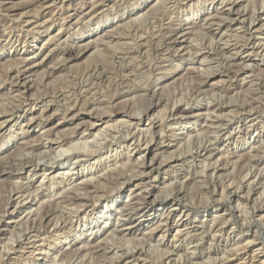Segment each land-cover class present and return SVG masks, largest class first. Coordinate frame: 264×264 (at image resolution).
Returning a JSON list of instances; mask_svg holds the SVG:
<instances>
[{"label": "rangeland", "instance_id": "rangeland-1", "mask_svg": "<svg viewBox=\"0 0 264 264\" xmlns=\"http://www.w3.org/2000/svg\"><path fill=\"white\" fill-rule=\"evenodd\" d=\"M227 2L0 0V120L36 118L0 135V264H264V0ZM182 108L201 112L184 136ZM239 122L251 134L236 130L204 160V130L206 143ZM58 139L76 144L70 159L55 158ZM149 147L156 158L142 160ZM99 160L87 177L58 176ZM122 187L129 195L104 214ZM216 210L227 224L210 229Z\"/></svg>", "mask_w": 264, "mask_h": 264}, {"label": "bare ground", "instance_id": "bare-ground-1", "mask_svg": "<svg viewBox=\"0 0 264 264\" xmlns=\"http://www.w3.org/2000/svg\"><path fill=\"white\" fill-rule=\"evenodd\" d=\"M218 2H220L221 3V5H223V4H225V1L227 2V1H229V0H217ZM232 1V0H231ZM167 2V1H166ZM179 2V1H178ZM233 2H234V0H233ZM228 3V2H227ZM164 6V5H163ZM161 7V6H160ZM179 7V6H178ZM228 8H229V6H228ZM224 9V15L226 14V15H229L230 13H231V9L229 10V9ZM140 9V8H139ZM232 9H233V7H232ZM241 9V8H240ZM165 10V9H164ZM220 11H222V9L220 10ZM255 12V11H254ZM158 13V12H157ZM232 13H233V11H232ZM216 14V13H215ZM218 15H219V13H217ZM224 15H223V17L221 16V18H224ZM210 16V15H209ZM208 17V16H207ZM211 17H212V15L210 16V19H211ZM213 17H214V15H213ZM218 17V16H217ZM39 18V17H38ZM216 18V17H215ZM214 18V19H215ZM226 18V17H225ZM189 19H190V17H189ZM209 19V18H208ZM219 19H220V17H219ZM227 19V18H226ZM206 20V19H205ZM228 21L230 20V18H228L227 19ZM217 21H219L218 19H217ZM225 21V20H224ZM205 22H207V20L205 21ZM216 22V21H215ZM210 23H212V22H210ZM217 23V22H216ZM215 23V24H216ZM221 23H222V20H221ZM220 23V24H221ZM224 23V22H223ZM256 23V22H255ZM214 24V25H215ZM219 24V22L217 23V25ZM220 24H219V26H220ZM213 25V24H212ZM262 25V24H261ZM203 26V25H202ZM207 26H208V28H209V26L211 27V25H206V28H207ZM257 26L258 25H255L254 23H252L251 22V24H250V26L248 27L249 28V31H253V32H255V31H257V30H260V29H257ZM205 27V26H204ZM217 28H218V26H216ZM215 27V28H216ZM137 28V27H136ZM147 28V27H146ZM216 28V31L218 32V38H219V41H227L226 40V36L224 35V33L220 30L221 29V26L217 29ZM212 29V28H211ZM205 30H207V29H205ZM209 30H210V28H209ZM208 30V31H209ZM142 31V30H141ZM180 32V31H179ZM212 32H213V30H212ZM248 32V31H247ZM136 33V32H135ZM251 33V32H250ZM207 34V33H206ZM209 34V33H208ZM31 35V34H30ZM210 35H212V34H210ZM251 35H252V33H251ZM214 36H216V35H214ZM213 36V37H214ZM30 37V36H29ZM162 40V39H161ZM163 40H165V39H163ZM223 41V42H224ZM230 41V40H229ZM199 42V41H198ZM215 42V41H214ZM250 42V41H249ZM220 43V42H219ZM225 43V42H224ZM235 43V42H234ZM251 43H253V41H251ZM211 44V43H210ZM239 44V43H238ZM238 44H232L233 46V51L235 52V51H237V50H239L240 49V51H242L243 50V47L241 46V44H240V46L241 47H238ZM254 44V43H253ZM252 44V45H253ZM126 45V44H125ZM130 45V44H129ZM226 45V44H225ZM257 45V44H256ZM250 46V45H249ZM245 47H246V45H245ZM209 48V47H208ZM228 48H231V46L230 47H228ZM257 48V47H256ZM246 49V48H245ZM139 50V49H138ZM214 51H216V53L217 52H223V51H225V49L224 48H222V47H220L219 46V44H218V50H214ZM213 51V52H214ZM227 52V51H226ZM264 52V51H263ZM190 53V52H189ZM40 54V53H39ZM200 52H197V53H195L194 54V59H199V58H201V57H203L202 55L200 56ZM209 54V53H208ZM37 55V54H36ZM147 55V54H146ZM235 55V54H234ZM36 57V56H35ZM188 57V56H187ZM264 57V56H263ZM232 58V57H231ZM207 60V59H206ZM40 64V63H39ZM127 65V64H126ZM125 65V66H126ZM163 66V65H162ZM31 67V66H30ZM138 67V66H137ZM8 73V72H7ZM147 73V72H146ZM111 76V75H110ZM112 77V76H111ZM17 79V78H16ZM18 79H20V78H18ZM162 79H164V77H162ZM108 80V79H107ZM18 81V80H17ZM24 82V80L22 81V83ZM111 83V82H110ZM25 84V83H24ZM26 85V84H25ZM22 86V85H21ZM110 86V85H109ZM20 87V86H19ZM23 87H25V86H23ZM28 87V86H27ZM87 87V86H86ZM128 87V86H127ZM18 88V87H17ZM87 89V88H86ZM24 90H26V89H24ZM75 101V100H74ZM83 105V104H82ZM142 105V104H141ZM46 107V106H45ZM86 107V106H85ZM220 107V106H219ZM219 107H216L217 109L216 110H214V112H221L223 109L222 108H219ZM46 108H48V107H46ZM155 107L153 106V107H150V109L149 110H151V109H154ZM148 109V108H147ZM48 110V109H47ZM49 111V110H48ZM141 112H142V110H141ZM199 112H200V110L199 109H195V108H190V109H178L177 111H176V114H174L173 115V118H174V120L173 121H175V124H178V126H180V125H184V128L182 127L181 129H180V132H181V136H184L185 134H186V132L188 131L189 133L188 134H190V131L192 132L193 131V129H191V128H189L188 126L189 125H196L197 124V121L199 120V118H200V116H201V114H199ZM42 113V112H41ZM126 113V112H125ZM201 113V112H200ZM33 114V113H32ZM32 114H25V116L22 118V117H19L18 119H17V121H16V123H15V125L14 126H11L10 128H9V125H8V119H5V120H0V121H2L1 123H0V135L4 132V131H6V129L7 128H9L10 129V132H12L13 131V129H14V127H16V128H18L19 130H20V132L21 133H28L29 132V130L32 128L31 127V124L32 123H34V121L36 120V118L34 117V116H32ZM48 114V113H47ZM46 114V115H47ZM116 114V113H115ZM115 114H113V116L115 115ZM34 115V114H33ZM40 115V114H39ZM210 115L211 114H207V116H209L210 117ZM31 118H30V117ZM120 117H124V118H128L129 117V115L128 114H125V115H123V116H121V115H119ZM203 116V115H202ZM219 116V115H218ZM221 116V115H220ZM11 117V116H10ZM13 117V116H12ZM205 117V116H204ZM132 118V117H131ZM206 118H208V117H206ZM211 118V117H210ZM100 119V118H99ZM101 119H102V117H101ZM138 120H140V119H138ZM155 120H157V118H154V119H152V120H149L148 122V128H147V130H145L147 133H149L150 134V132L151 131H153L154 129H155ZM191 120H194V124L193 123H191ZM40 121V120H39ZM96 121H98V119L96 120ZM131 121H134V119H131ZM159 121V120H158ZM217 121V120H216ZM102 122V121H101ZM119 122V121H118ZM136 122V121H135ZM135 122L134 123H132V124H134L136 127H139V126H141L140 125V122L139 121H137V123L135 124ZM40 123V122H39ZM47 123V122H46ZM45 123V124H46ZM98 123V122H97ZM130 123V122H129ZM253 123V122H252ZM108 124V123H107ZM117 124V123H116ZM220 125V124H219ZM90 126V125H89ZM88 126V127H89ZM121 126V125H120ZM40 127V126H39ZM123 127V126H122ZM181 127V126H180ZM220 127V126H219ZM252 127L253 126H249V127H246L245 125H243V124H241V122H239L238 123V126H237V128H233V130H231V131H229V132H226L225 130H222V131H218L217 130V132H216V134H215V138H214V143H212L213 141L211 140L212 138H210V137H208V140H207V142L205 143L204 141L207 139V137L205 138V136H204V133H205V130H204V132L202 133V136L200 135V138L201 139H198V140H201L199 143L201 144V146H200V149H199V146H198V149L200 150V153L202 154V157L204 158V160H210L214 155H215V153L218 151L217 150V146H218V143H221V142H225L226 140L227 141H233L234 140V134L236 133V130H238V133H237V135H244V136H248V135H250L251 134V131H252ZM129 128V127H128ZM189 128V129H188ZM208 128H209V126H208ZM8 129V130H9ZM55 129H56V127H55ZM89 131H91L92 130V132L93 131H95L96 129H97V127H96V125L94 124V125H91L90 127H89ZM186 129H188L187 131H186ZM195 129V128H194ZM136 130V129H135ZM163 131V130H162ZM195 131V130H194ZM199 131V130H198ZM228 131V130H227ZM143 133V132H142ZM160 133V132H159ZM11 134V133H10ZM99 134V133H98ZM137 134V133H136ZM153 134V133H152ZM133 135V134H132ZM210 135V134H209ZM212 135V134H211ZM5 136V135H4ZM12 137H13V135H11ZM11 136L9 135V141L11 140ZM92 136V135H91ZM195 136H198V134L197 135H195ZM8 137V136H7ZM15 137V136H14ZM193 137L194 136H188L187 138L188 139H186L187 141H186V145L187 146H189L188 148H190V145L192 144V142H193ZM239 137V136H238ZM242 137V136H241ZM15 138H17V137H15ZM225 138V139H224ZM245 138V137H244ZM236 139H237V137H236ZM254 139V138H253ZM197 140V141H198ZM248 140L249 139H246V144L248 145L249 143H247L248 142ZM12 141V140H11ZM50 141V140H49ZM61 139H58V140H56V141H51L52 143H50V144H53V145H57V147L54 149V155H55V158H58V159H63V158H65V159H70L68 156L71 154V153H73V151H75V145L76 144H71V146H69V147H67V148H63L61 145ZM235 141V140H234ZM218 142V143H217ZM68 143V142H67ZM234 143H237V142H234ZM47 144H49V143H47ZM63 144H65V143H63ZM148 144V143H147ZM4 145V144H3ZM66 145V144H65ZM81 145V144H80ZM235 145H237V144H235ZM7 146V145H6ZM64 146V145H63ZM83 146V145H82ZM86 146V145H85ZM101 146V145H100ZM148 146V145H147ZM192 146V145H191ZM65 147V146H64ZM1 149V148H0ZM187 150V149H186ZM194 150V149H193ZM53 153V152H52ZM151 153H152V148H146L145 149V151L143 152V155L141 156V159L142 160H148V159H152V160H154L155 158H150V155H151ZM221 153V152H220ZM225 154V153H224ZM223 154V155H224ZM72 155V154H71ZM218 155V154H217ZM221 156V155H220ZM90 157H94V156H90ZM223 158V157H222ZM109 159V157H107L106 156V158H104V161H106V160H108ZM118 159V158H117ZM98 160V159H97ZM88 161V160H87ZM41 162H43V161H41ZM77 162V161H76ZM76 162H74L73 164H77ZM89 162V161H88ZM87 163V162H86ZM101 162H100V160L99 161H95V162H93L92 164H88L87 163V167H85L84 166V168H82V169H80L79 167L81 166H79V167H77V168H75V167H73V166H71V169L69 168V169H66V170H64L65 172H62V173H59L58 174V176H61V177H65L66 178V176H72V177H74V178H79V176L80 177H87L88 175H90V174H92L91 172H93V168L94 167H96V166H99V164H100ZM72 164V165H73ZM142 166V165H141ZM204 169H206V168H204ZM215 172V171H214ZM213 175V174H212ZM52 178V177H51ZM93 180V179H92ZM91 180V181H92ZM165 180H167V179H165ZM45 181V180H44ZM132 182V181H131ZM141 183V182H140ZM164 183H166V181H164ZM225 183V182H224ZM135 184V183H134ZM138 184V183H137ZM234 185V184H233ZM124 186V185H123ZM139 186V187H138ZM153 186V185H152ZM167 186V185H166ZM129 187V185L126 187V188H128ZM136 187H138L139 188V190L143 187V185H137ZM145 187V186H144ZM143 187V188H144ZM168 187V186H167ZM223 187V186H222ZM226 188V187H225ZM157 190V189H156ZM161 191V190H160ZM225 191V190H224ZM215 192V191H214ZM129 193H131V196L130 197H135V196H133L134 195V193H133V190H130V192ZM169 194V193H168ZM126 195H129V194H123V187L120 189V190H118L116 193H115V196L114 197H112V199H110L111 201H109L108 203H107V206L106 207H104L105 209H106V212L104 213V214H111V212H113V211H115L117 208H118V206L121 204V201L122 200H124V198H126ZM139 197V196H138ZM75 198V197H74ZM73 198V199H74ZM82 198V197H81ZM136 198V197H135ZM258 198V197H257ZM78 199H79V197H78ZM81 200V199H80ZM139 200V199H138ZM142 200V199H141ZM144 200L147 202V204H145V205H147V206H149V204H150V206L151 205H155L156 203H157V201H158V197H157V195H156V192H155V188L153 189L152 188V190H150L146 195H145V198H144ZM74 201V200H73ZM107 201V200H106ZM143 201V200H142ZM69 202V201H68ZM144 202V201H143ZM23 202H17L16 203V208H18V207H20L21 208V204H22ZM63 203H64V201H63ZM96 205V204H95ZM136 205V204H135ZM138 205H139V203H138ZM137 205V206H138ZM143 205V204H142ZM25 205H22V207H24ZM136 206V207H137ZM144 206V205H143ZM140 206V208H139V211H141V212H145L146 210H147V206ZM85 207V206H84ZM120 207V206H119ZM128 207H130V206H127V208ZM245 208H247L246 207V205H245ZM22 209V208H21ZM82 209H84V208H82ZM136 209V208H135ZM137 211H138V209H136ZM85 211H87V208H86V210ZM125 211V210H124ZM133 211H134V209H133ZM244 211V210H243ZM101 212V211H100ZM102 213V212H101ZM114 213V212H113ZM132 214V213H131ZM229 215H230V212L228 213ZM95 215V217L93 218V222L94 221H97L98 219H99V216H97L98 214L97 213H95L94 214ZM152 216V215H151ZM109 217H111V215L109 216ZM205 217H208V220H207V224H205V226H208L210 229H212L215 225H216V223L217 222H220V221H226V224H227V217H228V215L227 214H220V211H218V210H216V211H213V212H211L210 214H208L207 216H205ZM230 217V216H229ZM108 223V222H107ZM224 223V222H223ZM95 224V223H94ZM204 228V227H203ZM52 229V228H51ZM35 231V230H34ZM30 232L29 234H36L35 236H32V238H34V239H37V238H40V236H41V234L39 235V231L38 230H36L35 232ZM92 231V230H91ZM230 232V231H229ZM29 234H27V232H26V234H24L23 235V237H27ZM76 234V233H75ZM94 234V233H93ZM59 236V235H58ZM73 236H75V235H73ZM22 237V238H23ZM28 238V237H27ZM56 238V237H55ZM67 240H69V239H71V238H69V237H67L66 238ZM39 241V240H38ZM59 242L60 241V239L59 238H57V240H56V242ZM64 241V240H63ZM69 242V241H68ZM31 243V242H30ZM35 243V241H33V244ZM247 243V242H246ZM254 243V242H253ZM36 244V243H35ZM44 244V243H43ZM67 245V244H66ZM40 246V245H39ZM44 246V245H43ZM128 246V245H127ZM139 247H140V245H139ZM157 248V247H156ZM23 249V248H22ZM237 249V248H236ZM8 250V249H7ZM6 250V251H7ZM43 250V249H42ZM53 250V249H52ZM234 250V249H233ZM245 250V249H244ZM5 251V252H6ZM13 251V250H12ZM57 251V250H56ZM19 252V251H18ZM131 252V251H130ZM167 252V251H166ZM7 253V252H6ZM47 253H48V251H47ZM167 254V253H166ZM0 255H1V252H0ZM5 255V254H4ZM171 255V254H170ZM7 256V255H6ZM59 256V255H58ZM151 256V255H150ZM1 257V256H0ZM50 257V256H49ZM211 258V257H210ZM2 259V258H1ZM142 260V259H141ZM223 260V259H222ZM4 261H5V259H4ZM2 262V261H1ZM6 262V261H5ZM3 263V262H2ZM10 263V262H9ZM20 263V262H19ZM56 264V263H55Z\"/></svg>", "mask_w": 264, "mask_h": 264}]
</instances>
